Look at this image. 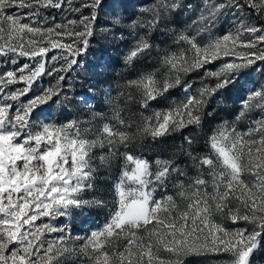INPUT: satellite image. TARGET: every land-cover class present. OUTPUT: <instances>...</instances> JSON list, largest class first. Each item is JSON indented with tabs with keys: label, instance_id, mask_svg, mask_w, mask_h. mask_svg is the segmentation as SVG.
Returning a JSON list of instances; mask_svg holds the SVG:
<instances>
[{
	"label": "snow or ice",
	"instance_id": "1",
	"mask_svg": "<svg viewBox=\"0 0 264 264\" xmlns=\"http://www.w3.org/2000/svg\"><path fill=\"white\" fill-rule=\"evenodd\" d=\"M102 2L85 0L70 8L79 14L76 18L43 27L47 18L40 10L61 9L64 0H0V57L13 65L18 57L35 62L0 72V264H183L184 257L208 254L226 255L224 264H251L254 250L264 242V118L252 121L245 131L225 123L208 137L209 152L204 155L185 150L195 169L192 175L175 159L157 158L153 172L152 164L133 152L137 132L104 123L93 139L79 120L57 125L50 119L46 105L61 94V88L59 83L44 86L39 78L52 62L63 61L48 75L78 64L75 57L88 50ZM25 7L31 11L23 16L10 11ZM178 7V0H158L150 19L132 22L133 31L140 27L145 34L137 36L125 58L127 64L151 51L150 33ZM225 8L241 13L247 8L259 22L253 24L250 18L246 22L241 15L234 31L216 35L214 29ZM83 9H89V14ZM193 25L173 33L172 47L157 53L153 71L128 82L138 96L128 94L125 104L139 103L144 110L171 89L184 91V101L145 118L139 132L153 141L189 125H201L208 98L244 80L246 69L254 67L264 74V0L209 2ZM244 34L249 39H242ZM52 49L62 50L63 55L49 57ZM225 57L233 59L215 70L208 67ZM201 69L202 83L193 94V85L180 74ZM205 79H214L215 84L203 83ZM16 84L24 86L9 88ZM120 99L118 95L115 102L109 100L114 103L113 118L130 129L120 115L123 109L116 103ZM254 109L264 111V84L248 91L236 121ZM103 115L96 113L92 119ZM186 139L190 145L192 140ZM96 148L106 151L97 157ZM97 159L99 166L119 167L116 204L101 229L93 230L84 244L71 246L72 238L63 234L66 229L36 222L42 217L69 216L74 209L104 206L103 200L83 198L94 187ZM173 174L182 208L166 191ZM158 188L165 189L159 199L155 198ZM225 217L253 227L230 231L222 223ZM54 231L62 235L44 239L45 233ZM161 251L175 259L166 260Z\"/></svg>",
	"mask_w": 264,
	"mask_h": 264
},
{
	"label": "rangeland",
	"instance_id": "2",
	"mask_svg": "<svg viewBox=\"0 0 264 264\" xmlns=\"http://www.w3.org/2000/svg\"><path fill=\"white\" fill-rule=\"evenodd\" d=\"M85 0H64V6L61 9L42 8L41 16L47 18V23L43 27L52 26L54 23H63L65 19H74L79 14L70 11L72 7H78ZM158 0H103L101 7L97 11V20L94 22V35L90 38L89 47L86 53L75 57L78 64L66 71L54 72L48 75L47 72L53 66L59 67L63 61L52 62L46 66V73L39 79L44 86H56L59 83L61 94L54 97L53 101H49L47 108L50 109V119L54 124H64L68 121L79 120L82 127H88L90 131L86 134L89 138L95 139L104 123H110L118 127L121 131L137 132V139L133 145L135 155L142 156L152 164V171L155 172V160L175 159L180 168L189 172L190 175L195 173L192 168L191 160L184 154L185 150L191 151L193 155H204L209 152L208 137L211 133L220 128L225 123L237 127L240 131H245L252 126V121L264 118V111L254 109L247 116L236 121V117L242 109V102L246 99L247 93L252 88L264 84V74L249 68L245 71L247 76L244 80H238L235 84L228 86L219 93L208 98L207 104L203 108L206 114L202 118V125H189L186 128L175 131L169 135L158 138L155 141L150 136H145L139 132L143 127L145 118L152 117L156 112L166 111L175 105L184 101V91L181 87L171 89L164 97L158 98L156 101L150 102V107L146 110L141 109L139 103L125 104L124 97L128 94L137 95L134 87H129L128 82L135 80L139 75L153 71L158 65H149L151 60L156 57V53L161 50L154 46L150 52H146L140 57L133 60L131 64L125 62V58L133 50L138 35L145 34V30L137 27L133 31L130 27L133 21H146L152 17V9ZM209 2H218V0H178L179 7L172 12L167 20H162L158 28L150 33L149 39L154 36L158 38H169L173 44L174 36L171 33L180 32L186 28L195 27L193 21H197L201 13L204 12ZM10 11L19 12L21 16L31 11L25 8H13ZM89 9H83L85 15L89 14ZM243 15L247 20L250 18L253 24L259 22L256 13L249 11L247 8L241 13L237 9H224L222 15L214 29L216 35H222L229 31H234L233 26L238 24V18ZM54 18V19H53ZM120 20L119 24L115 23L116 19ZM23 22H28L24 20ZM242 39H249L244 34ZM65 42H70L65 39ZM244 51V49H240ZM49 57L63 55L62 50L52 49L48 53ZM158 59V58H157ZM232 57H225L221 61L208 65L213 70L220 67L225 60H231ZM159 61V60H158ZM30 63L27 57H18V64L13 65L6 62V58L0 57V72L12 70L21 64ZM264 67V65H261ZM203 70H194L188 73H181L182 78L193 85L192 92L196 94V90L201 86L200 76ZM59 76H64L62 81L58 80ZM246 81V87L241 85ZM203 83L214 85L215 80L205 79ZM23 84L9 86L12 88L23 87ZM116 88V93H112ZM35 91V88L33 89ZM120 96V104L123 109L120 113L126 125H130L128 129L124 125H119L113 118L115 98ZM103 113L102 118L92 119L94 114ZM203 117V116H202ZM204 121V122H203ZM207 131L206 140H204L205 148L202 152L193 151L187 144L185 145L181 138V133L188 135L190 139H198L200 128ZM106 149H93V152L99 156ZM94 174V187L83 193V198L92 200H103V207L87 206L82 209H74L69 216L64 217H42L36 223L39 225L49 224L50 226L60 229H66L64 235L70 236L71 246L78 247L84 244L93 230L101 229L108 221L111 211L116 204L115 184L120 178V171L117 165L111 167L99 166ZM176 177L173 174L169 178L166 191L169 195H174L178 205L182 208L184 202L181 198L176 197ZM165 189L158 188L155 192V198L159 199ZM217 222H221L217 219ZM224 226L230 231L248 228L252 229V225L238 221L232 223L230 219L225 217L222 221ZM62 235L60 231L45 233L44 239H54ZM160 255L166 260L175 259L170 254L161 251ZM81 259L87 260L86 257ZM228 257L226 255L208 254L207 256L191 255L183 258V264H224ZM79 264V261L76 262ZM90 264V262H88ZM251 264H264V242L258 244L256 250L251 257Z\"/></svg>",
	"mask_w": 264,
	"mask_h": 264
},
{
	"label": "trees",
	"instance_id": "3",
	"mask_svg": "<svg viewBox=\"0 0 264 264\" xmlns=\"http://www.w3.org/2000/svg\"><path fill=\"white\" fill-rule=\"evenodd\" d=\"M171 34L173 37L174 36L173 33H171ZM169 40L170 39L167 37L161 39V38L152 36L150 38V43L153 44L154 46L159 47V49L161 50L160 52H162L163 50L170 49L172 47L173 44ZM157 53H156V57L153 60H151V63H149V65H154L155 63L158 62L159 56ZM112 93H116V88L113 89ZM205 116H206V114L203 113L202 118H204ZM206 136H207V131L203 128V126H201L198 139H191L192 143L189 145L187 142V139H186V138H189V136L185 135V133H183V134L181 133V138H182V141L184 142V144L185 145L187 144L193 151H198V152H202L203 149L205 148L204 140H206Z\"/></svg>",
	"mask_w": 264,
	"mask_h": 264
}]
</instances>
